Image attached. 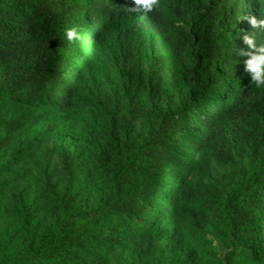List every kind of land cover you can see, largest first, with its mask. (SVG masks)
I'll list each match as a JSON object with an SVG mask.
<instances>
[{
    "label": "trees",
    "instance_id": "1",
    "mask_svg": "<svg viewBox=\"0 0 264 264\" xmlns=\"http://www.w3.org/2000/svg\"><path fill=\"white\" fill-rule=\"evenodd\" d=\"M128 7L0 0V264H264V89L238 55L241 29L264 43L239 21L264 0ZM111 40L128 86L83 84L87 45ZM210 227L222 257L197 248Z\"/></svg>",
    "mask_w": 264,
    "mask_h": 264
},
{
    "label": "rangeland",
    "instance_id": "2",
    "mask_svg": "<svg viewBox=\"0 0 264 264\" xmlns=\"http://www.w3.org/2000/svg\"><path fill=\"white\" fill-rule=\"evenodd\" d=\"M132 25V16L126 15L119 18L112 26L116 31V35H118L122 30L131 28ZM150 37L152 36L150 35ZM119 46V40H111L108 44H100L94 41L93 43L87 45L85 56L82 58L79 64V81H81L83 84L88 81L97 82L107 87H118L120 89L127 87L129 83L121 79L123 70L119 69V67H116L114 60L111 58L112 51L115 48H119ZM145 58L146 55H144L142 59ZM250 81L251 76L248 74L243 78L242 83L256 87L254 84H251ZM260 88L264 89V87ZM210 93L213 97L215 95L217 96L219 91L214 93V91L211 90ZM207 99L208 97H204L202 102ZM179 177L180 176L176 177L175 180H177ZM206 239V243L201 242L200 247L197 248L205 250V246H207V251H210L213 255H217L218 257H222L227 254L231 248V236L227 231L217 230L210 227L207 229ZM182 244L184 248L193 246L192 242L188 239H183ZM202 246H204V248ZM186 252L187 250H185V252L182 251L181 256L185 257Z\"/></svg>",
    "mask_w": 264,
    "mask_h": 264
},
{
    "label": "clouds",
    "instance_id": "3",
    "mask_svg": "<svg viewBox=\"0 0 264 264\" xmlns=\"http://www.w3.org/2000/svg\"><path fill=\"white\" fill-rule=\"evenodd\" d=\"M134 4L139 7H128V12L138 11L143 9L144 13L154 12L160 7V0H134ZM246 20L251 26V29L264 27V19H257L255 15L247 14L239 18V21ZM243 32L242 39L247 45V50L239 49L238 55L246 57L244 60V70L251 76V84L257 88L264 87V43L257 44L255 35L252 32ZM66 39L68 41H76L81 39L79 31L75 27L66 29Z\"/></svg>",
    "mask_w": 264,
    "mask_h": 264
}]
</instances>
